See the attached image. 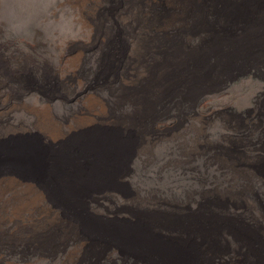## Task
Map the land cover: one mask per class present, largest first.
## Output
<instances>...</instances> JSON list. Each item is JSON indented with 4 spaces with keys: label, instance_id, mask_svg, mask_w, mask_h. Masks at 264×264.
Returning <instances> with one entry per match:
<instances>
[{
    "label": "rangeland",
    "instance_id": "1",
    "mask_svg": "<svg viewBox=\"0 0 264 264\" xmlns=\"http://www.w3.org/2000/svg\"><path fill=\"white\" fill-rule=\"evenodd\" d=\"M69 2L71 39L0 20L47 174L0 178V264H264V0Z\"/></svg>",
    "mask_w": 264,
    "mask_h": 264
},
{
    "label": "bare ground",
    "instance_id": "2",
    "mask_svg": "<svg viewBox=\"0 0 264 264\" xmlns=\"http://www.w3.org/2000/svg\"><path fill=\"white\" fill-rule=\"evenodd\" d=\"M1 33V32H0ZM7 39V38H6ZM11 39V38H10ZM14 40V39H13ZM8 41V40H7ZM25 42V41H24ZM8 43V42H7ZM19 43V42H18ZM12 43L7 46H11ZM17 44V43H16ZM1 46L5 45V42L0 43ZM15 45V44H14ZM26 45V44H25ZM28 46V45H27ZM1 49V48H0ZM12 54L6 59L1 58L2 62L6 60L7 66L4 72H2L0 63V178H25L28 176L32 177H43L47 175L44 171H40L33 164L34 157H40V152L38 149L34 148L32 136L24 135L27 128H36L39 126V118L42 106L27 104L28 95L31 92H39L42 94L43 87V76L41 75V69L38 67H32L30 72H28L26 65V58H24L25 51L22 54V50H18V54L15 53V47H12ZM37 49V48H36ZM39 50V49H38ZM30 56L33 63L37 64L41 61L43 53H38L36 50H32ZM5 53V51L3 50ZM9 52V51H8ZM3 54V53H1ZM6 55V54H5ZM2 57V56H1ZM31 61V60H30ZM1 62V61H0ZM31 63V62H30ZM4 64V63H3ZM29 68V67H28ZM29 68V69H30ZM57 80V79H56ZM59 81V80H57ZM36 83V88L32 85ZM58 83V82H57ZM59 84V83H58ZM48 86V85H47ZM30 88V89H28ZM35 88V89H34ZM46 88V87H45ZM58 88V87H56ZM52 89V88H51ZM50 90V89H49ZM30 91V92H29ZM44 94V93H43ZM49 94V92H48ZM53 94V93H52ZM47 95V94H46ZM51 95V94H50ZM37 96V95H36ZM38 97V96H37ZM264 98V97H262ZM258 100V99H257ZM263 100V99H262ZM261 102V101H260ZM264 102V100L262 101ZM261 102V103H262ZM29 103V102H28ZM31 103V102H30ZM36 103V102H35ZM264 104V103H263ZM191 106V105H190ZM29 107V108H28ZM186 107V106H185ZM255 108V107H254ZM183 109V108H182ZM188 109V108H187ZM260 109V108H259ZM264 109V108H262ZM180 110V109H179ZM184 110V109H183ZM193 110V109H192ZM252 110V109H251ZM249 110V111H251ZM185 111V110H184ZM183 111V112H184ZM260 111V110H259ZM186 112V111H185ZM264 111L261 113L263 114ZM183 114V113H182ZM188 114V113H187ZM260 114V113H259ZM179 115V114H178ZM186 115V114H185ZM189 115V114H188ZM191 115V114H190ZM39 116V117H38ZM194 116V115H193ZM182 117V116H181ZM259 122V120H258ZM257 122V123H258ZM263 122V120H262ZM41 123V122H40ZM261 123V122H260ZM259 123V124H260ZM264 124V123H263ZM41 125V124H40ZM259 126V125H258ZM261 127V126H260ZM259 127V128H260ZM42 128V127H40ZM38 128V129H40ZM258 128V127H257ZM254 129V128H253ZM252 129V130H253ZM244 130V129H243ZM256 130V129H255ZM264 130V129H263ZM32 131V130H31ZM250 131V130H248ZM33 132V131H32ZM42 132V131H41ZM55 137L56 135V130ZM251 132V131H250ZM249 132V133H250ZM256 132V131H254ZM254 134V133H253ZM258 134V133H257ZM24 135V136H23ZM38 135V133H37ZM36 135V137H37ZM243 135V134H242ZM252 135V134H251ZM35 136V135H34ZM41 136V135H40ZM248 136V135H246ZM253 136V135H252ZM260 136V135H259ZM256 137V136H255ZM258 137V136H257ZM256 137V138H257ZM40 138V137H39ZM253 138V137H252ZM264 138V137H263ZM42 139V138H41ZM243 139V138H242ZM261 140V139H260ZM256 141V140H255ZM42 142V141H41ZM248 142V141H247ZM39 143V142H38ZM44 143V142H43ZM245 142H243L244 144ZM259 143V142H258ZM45 144V143H44ZM52 144V143H51ZM50 144V145H51ZM40 145V144H39ZM28 146V148H27ZM43 146V145H42ZM47 146V145H46ZM53 146L54 143H53ZM40 147V146H39ZM44 147V146H43ZM49 147V146H47ZM251 147V146H250ZM248 147V148H250ZM253 147V146H252ZM51 148V147H50ZM53 148V147H52ZM58 148V147H57ZM209 149V148H207ZM252 149V148H251ZM46 150V149H45ZM53 150V149H52ZM55 150H57L55 148ZM54 150V151H55ZM47 151V150H46ZM209 151V150H208ZM244 151V150H243ZM201 152V151H200ZM43 153V152H42ZM52 153V152H51ZM56 153V152H55ZM205 153V152H204ZM215 153V152H214ZM46 154V153H45ZM54 154V153H53ZM198 154V153H197ZM48 155V154H47ZM213 155V154H212ZM43 156V155H42ZM41 156V157H42ZM44 157V156H43ZM188 157V156H187ZM193 157V156H192ZM207 157V156H206ZM45 158V157H44ZM186 158V157H185ZM36 159V158H35ZM34 159V160H35ZM38 159V158H37ZM41 159V158H40ZM39 159V160H40ZM193 159V158H191ZM205 159V158H203ZM183 160V159H182ZM195 160V159H194ZM193 160V161H194ZM200 160V159H199ZM186 161V160H185ZM37 162V161H36ZM204 162V160H203ZM33 163V164H32ZM43 163V162H41ZM36 164V163H35ZM184 164V163H183ZM186 164V162H185ZM204 164V163H203ZM189 165V164H188ZM187 165V166H188ZM42 166V165H41ZM44 166V165H43ZM42 166V167H43ZM186 166V167H187ZM203 166V165H202ZM206 166V165H205ZM208 167V166H207ZM43 169V168H42ZM195 172V171H193ZM198 172V171H197ZM203 173V172H202ZM197 176V175H196ZM192 177V176H191ZM197 178V177H196ZM203 178V176H202ZM190 179V178H189ZM201 179V177H200ZM195 180V179H194ZM199 182V181H198ZM195 184V183H194ZM48 190V188H46ZM261 189V188H260ZM215 190V189H214ZM203 200V199H202ZM36 201V200H35ZM35 203V202H34ZM31 205V202L27 203L24 207ZM23 205L20 207L21 210L24 209ZM18 209V210H20ZM203 244V243H202ZM7 248V247H6ZM17 248V247H16ZM9 250V248H8ZM6 252L7 256L10 255L9 251L0 250V256ZM35 252V251H34ZM210 252V251H209ZM13 254L21 256L25 254L24 249L18 251H12ZM11 253V254H12ZM32 253V252H31ZM123 254V253H122ZM205 254V253H204ZM207 254V253H206ZM30 255V253H29ZM34 256V255H33ZM38 256V255H37ZM9 257V256H8ZM32 257V255H31ZM12 258V257H11ZM19 258V257H18ZM2 260V259H1ZM2 262V261H1ZM216 262V261H215ZM114 263V262H113Z\"/></svg>",
    "mask_w": 264,
    "mask_h": 264
},
{
    "label": "clouds",
    "instance_id": "3",
    "mask_svg": "<svg viewBox=\"0 0 264 264\" xmlns=\"http://www.w3.org/2000/svg\"><path fill=\"white\" fill-rule=\"evenodd\" d=\"M0 20L15 30L37 25L46 39H71L79 23L69 0H0Z\"/></svg>",
    "mask_w": 264,
    "mask_h": 264
}]
</instances>
